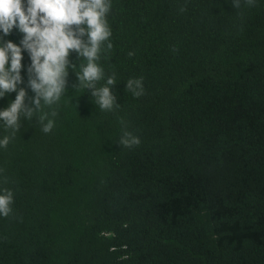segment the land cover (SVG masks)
<instances>
[{"label": "trees", "instance_id": "obj_1", "mask_svg": "<svg viewBox=\"0 0 264 264\" xmlns=\"http://www.w3.org/2000/svg\"><path fill=\"white\" fill-rule=\"evenodd\" d=\"M108 20L121 107L69 69L52 132L22 120L0 149V264H264V0H113Z\"/></svg>", "mask_w": 264, "mask_h": 264}, {"label": "clouds", "instance_id": "obj_2", "mask_svg": "<svg viewBox=\"0 0 264 264\" xmlns=\"http://www.w3.org/2000/svg\"><path fill=\"white\" fill-rule=\"evenodd\" d=\"M230 3L240 9L242 4L254 6L257 0ZM112 8L113 0H0V100L15 93L0 109V126L6 133L0 136V149L15 138L22 120L35 119L45 134L52 132L58 115L54 106L68 92L69 69L78 78L72 87L91 89L90 96L102 111L115 112L121 107L112 91L116 73L107 74L100 63L114 48L108 20ZM14 30L22 34L19 43L6 39ZM73 52L78 61L86 63H74L70 59ZM25 54L30 60L27 67ZM134 55L128 52L129 57ZM28 89L34 93L30 102H26ZM125 89L136 98L143 96V77L129 78ZM118 143L131 148L141 140L125 128ZM14 198L11 188L0 187V217L12 214Z\"/></svg>", "mask_w": 264, "mask_h": 264}]
</instances>
